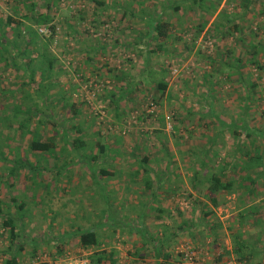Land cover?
Returning <instances> with one entry per match:
<instances>
[{
	"label": "rangeland",
	"instance_id": "374dc122",
	"mask_svg": "<svg viewBox=\"0 0 264 264\" xmlns=\"http://www.w3.org/2000/svg\"><path fill=\"white\" fill-rule=\"evenodd\" d=\"M95 1L103 6L89 0H0V53L8 57L5 63L0 58V95L4 92L0 111L9 114L13 106L40 105L33 93L32 101L23 102L20 99L21 92L31 93L32 88L19 85L27 84L28 80L21 71L10 65L14 55L18 56L17 60L25 59L19 54L26 43L31 45L36 42L34 49L37 51L39 46L46 45L48 56L56 59L52 71L56 84L52 93L59 94V101L67 97L75 104H86L76 119L77 122L83 119L81 134L85 132L87 135L84 134L82 140L85 145L91 139L96 141L94 153H98L101 140L113 146L111 154L106 157L102 155L94 169L105 168L114 174L107 177L109 180L98 175L96 179L93 178L89 172L92 165L79 156L85 155V151L75 152L64 144L59 146L62 148L56 159L34 154L28 147L31 138L27 134L20 136L16 124L0 125V206L14 196L20 200L17 204L22 210L15 217L14 206H2L3 213L10 209L16 224H22V228L16 231L21 238L16 239L14 244H11L8 232L0 228V264H6L16 254L15 264H89L86 257L92 252L85 254L80 250L72 229L97 223V216L93 215H104L103 209L106 208L118 212L120 204L125 207L122 218L131 219L136 213L130 208L139 206L135 205L137 202H149L147 209L163 208L170 212L169 217L162 221L149 220L145 223L149 234H169L180 226L178 220L187 218L191 221L188 232L172 239V263L189 264L180 257L187 250L192 255V264H223L232 260L220 249L224 248L230 231L242 232L235 225L237 221L233 225L231 220L238 218L247 206L238 195L247 193L249 185L238 189L233 187L228 195L221 194L219 200L223 202L204 221L199 212L202 206L193 204V198L202 200L206 207L210 206L202 198V179L216 173L221 167L233 168L232 175L225 176L226 180H232L234 186L237 178L247 180L254 177L250 172L264 171V160H254L252 156L255 154L250 146L252 141L258 140L254 132H264V0H251L247 8H243L244 0H217V5L216 0H203L202 7L207 9L213 5L211 13L200 7L188 11L185 7L188 6L187 0ZM47 4L51 5L46 7ZM30 5H33L32 10H28ZM177 6L180 8L175 10ZM129 9L136 11L130 14ZM37 16H46L47 21L38 22ZM149 16L153 19L160 16L161 21L169 24L167 35L171 40L164 47L166 52L154 54L155 45L147 43L145 17ZM7 17L20 20L22 25L19 29L13 24L4 25ZM202 21H205L204 27L199 32L198 23ZM233 25L238 32L236 30L228 35ZM48 27L54 28L49 42L50 36L38 35L39 29L47 30ZM24 28L37 33L36 40L29 39ZM250 40L258 48L253 57H250L248 50H244L252 43ZM11 41L12 45L8 44ZM134 42L138 46L129 49V43ZM115 43L125 44V49L120 47L113 53L109 46ZM104 46L105 50L102 51L100 48ZM32 48L30 46L28 49L29 57L34 59L35 51ZM92 49L98 51L93 54ZM1 50H7V53ZM87 57H93L92 61H88ZM144 59L148 67L143 63ZM235 60L242 61L241 74L228 77L227 73L233 70L230 66L235 67ZM106 63L108 65L105 67ZM33 76L38 82V71ZM160 80L166 84L163 94L156 89V83ZM251 84H255L253 89H250ZM122 89L125 90L122 92ZM111 94L116 96L113 99L115 105L109 103ZM54 105L57 108L53 110L52 120L57 122L56 127L62 126L61 122L70 114L60 110L61 103L58 101ZM167 116L172 118L169 121L170 129L165 120ZM37 120L38 117H33L31 128ZM75 121H69V125ZM221 123L232 128H225ZM61 129L52 130V126L43 124L39 131L44 137L57 138L61 135ZM233 131L237 132V136ZM73 133L69 135L74 140L81 136ZM246 133L251 136L246 137ZM212 141L214 144H210ZM135 146L141 149L143 156L150 158L149 168L153 173L149 178L155 180L159 176L162 180L166 175L163 181L165 178L172 180L171 186L175 187L179 197L176 195L166 199L165 194L158 192V196L163 198L162 202L150 203L151 192L142 195L143 185L134 182L141 177L133 173L139 168L135 159L137 154L131 152ZM261 149H258L259 153L264 152H260ZM246 152L249 157L244 155ZM41 160L46 164L39 162ZM20 161L23 165L11 174L14 164ZM62 161L70 165L69 170L57 175ZM26 164H40L46 169L33 178ZM195 174H198L196 181L200 184L192 183ZM41 182L49 185L47 190L38 185ZM192 185H195L194 189ZM37 186L40 195L35 202H31L29 195ZM94 188L101 191L102 196H107L112 190V202L104 201L105 198L101 199L103 201L92 198L90 193L96 191ZM160 191L163 192L162 189ZM125 192L131 195H120ZM251 197L259 202L253 206L258 211L263 210L264 179L257 183ZM89 204L93 205L89 207ZM178 211L181 216L177 218ZM18 217L22 218L21 222L17 220ZM124 223L126 227H116L115 231L110 227L99 230L100 239L105 245L102 247L114 251V258L119 264H130L132 261H136V264H155L154 260L146 257L142 260L132 257L138 235L130 221L126 219ZM241 223L243 226L248 222ZM207 224L212 226L210 233L213 238L205 236L203 230ZM22 236L25 238L22 239ZM47 240L49 244L43 242ZM60 242L63 244H59L62 254L57 255L55 246ZM34 245L42 248V252L38 257L31 258V247ZM10 246H13L11 254L5 253ZM19 246H23L22 253L16 252ZM219 255H224L222 262L216 263Z\"/></svg>",
	"mask_w": 264,
	"mask_h": 264
},
{
	"label": "trees",
	"instance_id": "16d2710c",
	"mask_svg": "<svg viewBox=\"0 0 264 264\" xmlns=\"http://www.w3.org/2000/svg\"><path fill=\"white\" fill-rule=\"evenodd\" d=\"M90 2H93L95 4H97V6H103L102 3H99L95 0H89ZM245 6L243 8H247L248 5L250 4L251 0H244ZM188 6H185L187 9H189L188 11H191V9L193 7H197V8H202L204 11H208V13H211L210 11H212L211 9H213V5L210 6V8H204L202 7L203 4V0H187ZM218 4V1L216 0V5ZM51 4H47L46 7H49ZM200 5V6H199ZM180 6L175 7V10H178ZM216 7V6H215ZM29 9H33V5L28 7ZM130 14H132L134 11L136 10H131L129 9ZM142 13V12H141ZM25 18V17H24ZM145 23H146V27H147V43L150 44H154L156 47V51H153L154 54L157 53H161V51L166 52V50H164V47L167 45L168 40H171L170 37L167 35L168 29H169V24L166 23L165 21H161V17H157L155 19H153V17L149 16V17H145ZM37 20L38 22L41 23H45L47 21V17L46 16H37ZM0 23H2V21L0 20ZM4 25H16V29H19V27L22 25L21 21L18 19H15L13 17H7L6 21H4ZM205 21H202L200 23H198V31L201 32ZM234 27L229 28L228 31V35H232L235 33V31L238 29L237 27H235V25H233ZM25 33H27L29 35V39L31 40H36V37L39 35L41 37L40 34L37 35V33H33L32 30H30L29 28H24ZM48 30L50 31V37L47 40V42L51 41L50 39H52L53 37V33H54V28L53 27H48ZM254 35V34H253ZM17 36L20 37V35L18 34ZM144 39V37H143ZM146 39V38H145ZM146 41V40H143ZM252 43L248 44L247 47L244 48V46L242 47V49L244 48V50H248L249 53L251 54L250 57H253L257 52V46L256 44H254V42L252 40H250ZM242 42V40H241ZM245 40H243L242 43H244ZM11 43V44H10ZM33 43V41H32ZM145 43V42H144ZM157 43V44H156ZM8 44L12 45V41L9 42ZM26 47L23 49L22 52H20L21 54H19V57L21 56H25V59H18V56L14 55L12 57L13 62L10 65L13 69L15 70H19L21 71L24 75L25 78L28 80L27 84H19L21 87H31L32 88V92L31 93H24L21 92L20 94V99L24 102L26 100H30L32 101L33 98H31L32 93L35 96V99H37V101H39L40 105L38 104H34L33 107L29 106V105H25L22 106L21 105H17V106H13L12 108H10L11 113L9 114H3L2 111H0V125H2V127H5V125L8 126H12V122L14 124L17 125V131L19 132V135L22 136V134H27V136H29L30 139V143L28 145L29 150L31 152H33L34 154H43V155H48L51 156L53 159H56V155L57 153H59L58 151H61V148L59 146H61L62 144H64L67 147H72V150L75 152H79V151H85V155H79L81 157L85 158V161L89 164L92 165V169L89 171L92 175L93 178H95V176H100V177H104L105 179H107V177H111L112 175H114L111 172H108L105 170V168H101L99 170L94 169L95 166L98 164L97 162L100 160V157L102 155H104V157L108 156L109 154H111L110 151H112V147L109 144H106L103 142V140H101V142L99 143V147H98V153H94V142H96L95 140L91 139L90 143L85 145V143L82 140V137L84 136L85 132L81 134V123L83 122V119H81V121L77 122L78 120H76L81 114V109L84 105L83 103L80 104H75L73 102H70V99L67 97L64 98H59L57 99V95H54L53 90L55 88V84L56 82L52 79L53 76V67L55 65V61L56 59L52 56H48L47 52H46V45H42L39 46V49L37 51V49H34V46H36V42L34 44H28L26 43ZM9 45V46H10ZM38 45V44H37ZM115 45V46H114ZM114 45L109 46L110 50L113 51V53H115L117 50L120 49V47H122L123 49H125V44L121 45L115 43ZM260 45V44H257ZM30 46H33V50L35 52H33L35 54L34 59L29 57V53L30 51L28 50ZM131 48H135L138 46L137 42L134 43H129L128 45ZM113 48V49H112ZM102 49V51L105 50V46L104 48H100ZM2 52L4 51V53H7V50H1ZM91 51L97 52L98 49H92ZM141 55H143L144 53L140 52ZM146 52V56H147ZM231 52H229L230 54ZM112 55V54H111ZM145 56V57H146ZM94 57V56H93ZM93 57H87L88 61H92ZM0 58L1 61L5 63V61L7 62V58L5 55H2L0 53ZM242 61L239 60H235V67L234 66H230L231 70L229 73H227V76H240L241 74V70L240 67L242 66L241 64ZM146 65V67H148V62L144 59V62ZM108 64L106 63L104 66L106 67ZM38 71V76H39V80L38 82H35L34 78V72ZM163 73V71H161ZM116 79H120L119 77H117ZM137 86H139L138 84H136ZM252 85V86H251ZM250 85V89H253L255 87V84H251ZM252 87V88H251ZM156 89L160 91L161 94H163V92L166 90V84L163 82V80H160L156 83ZM125 89H122V92ZM63 94V93H62ZM2 95L4 96V92H1V98H0V102L2 103L3 99H2ZM64 95V94H63ZM116 96L114 94H111L110 97L108 98L109 103L115 105V101L113 99H115ZM59 102L61 103V107L60 110H65L68 111L70 114V117L67 118L66 120L62 121L61 124L62 126H58L61 127V135H59V137L55 138H50V137H44L41 135V131H39V128L41 125L43 124H47L52 126V130L58 128L56 127L58 124L57 122H53L52 117H53V110L55 108H57L54 104L55 102ZM108 103V102H107ZM24 105V104H23ZM59 106V105H58ZM86 111V110H85ZM33 117H38V120L36 122V124L34 125L33 128L30 127V123L33 119ZM117 117V116H115ZM71 120H76L74 122V124L69 125V121ZM170 120H172V118H170ZM53 123V124H52ZM222 126H225V128H232L230 125L226 126L225 124L221 123ZM245 127V126H243ZM73 133V134H80V137L75 138V140L73 138H71L72 136L69 135V133ZM234 135L237 136V132L233 131L232 132ZM255 136L258 140L257 141H252V144L250 146H252L253 151L255 156L253 155L252 157L255 158L254 160L256 161H260L261 159L264 160V152L259 153L258 149L261 147L263 149L260 150L264 151V132H254ZM87 134H85L86 136ZM251 134L250 133H246V137H250ZM260 139V140H259ZM97 146V143H95ZM210 144H214V142H210ZM141 149L138 148V146H135L131 152L133 154H137V157L135 156V159L137 161V164L139 165V168L136 169L133 173L134 175H141L140 179L135 180L134 182L136 183H140L143 185V193L142 195L144 196L146 192H151L150 197V203H154V202H162L161 199H163L162 197L158 196V192H160L161 194H165L166 199H172L173 196L179 197L180 194L177 193V191H175V187H172L171 184L172 180H168L167 178H165V181H163L164 177L166 175H164V177L162 178V180L159 178V176H157V178L155 177V180H151V178H149V176L153 173V170L149 168V161L150 158L147 156H143V154L140 151ZM130 152V153H131ZM80 153V152H79ZM78 153V154H79ZM116 153V152H115ZM114 153V154H115ZM261 154V156L259 155ZM246 157H249V154L246 152L244 154ZM64 158V157H63ZM251 159V158H250ZM39 162H42L44 164H46L45 161L41 160ZM23 162L20 161V163H15L14 164V168L11 169V174H14L16 172V170L18 169L19 166H22ZM26 168L29 169V174L32 175L33 178L37 177L40 175V171H44V167H41L40 164H38L37 166H30V164H26ZM70 165H68L65 161H62L61 165L59 166V172L57 173V175L59 174H64L69 170ZM225 167H221L219 168V170L216 173H211L209 176H206L205 178H203V188H204V192L202 193V198H204L205 200H207V202L209 203L210 206L206 207V204H202V200L200 199H195L193 198V204L195 205H199L201 204L202 208L199 210V212L201 213L200 215H202L200 218L203 219L204 218H209L210 215L213 213L214 209H216L223 201L219 200V197L221 194H230L232 192V188H233V183L228 180H226V176L228 175V168ZM264 171L262 172H250L251 175L253 174L254 177L253 178H247V180H244V183H247L249 185V189H248V195L252 196L254 195V191H255V186L257 185V183L260 181V179H264ZM197 173V172H194ZM119 174V173H118ZM198 174H195L193 176V181L192 183H199L200 182L197 180L196 181V176ZM97 176V177H98ZM168 177V176H167ZM96 179V178H95ZM246 179V178H245ZM109 180V179H107ZM154 183V185H153ZM242 184V183H241ZM41 187H43L44 190H47L49 185L45 184L44 182H41V184H38ZM156 186V187H155ZM242 185H239V187L241 188ZM163 190V192H161V189ZM195 188V185H192V189ZM102 192L104 191V187H102ZM96 189L94 188V191ZM153 190V191H152ZM177 190V189H176ZM91 191L87 192V194H89ZM106 192V191H105ZM40 193V188L39 186L36 187V190H34L33 192L30 193L28 200H30L31 202H35L36 198L39 197ZM182 194V193H181ZM92 198H95L98 201H103L101 200L102 198H105V200H110L113 198L114 196V192L112 190H110L107 193V196H102L101 195V191L99 192L98 190H96L95 192L90 193ZM191 195L189 194V197ZM174 198V197H173ZM191 198V197H190ZM19 199H17L16 197L12 196L8 202L2 206H5L6 208H8L10 205V207H15L16 208V216L17 217L22 211L19 209L20 204L19 203ZM23 201V199H22ZM94 202V201H93ZM95 203V202H94ZM106 203V202H105ZM149 202H145V203H136L135 205H139V206H133L132 208H130V206H128L127 204L125 206H128L130 208V211L136 213L135 216L131 219L128 218H122L121 213H125L124 206H120L122 204L119 205L120 207V212H116L115 210H110V208L107 210L103 209V214H95L93 216H97V223L91 224L88 227L85 228H81L79 226L74 227L72 229L73 231V236L74 238L77 240L78 242V247L80 248V250L82 252H85V254H87L88 252H92L91 255L87 256L86 258L89 260V264H119L117 263L116 259L114 258L115 252L111 251L107 248H103L102 246H105L102 242V239H100V235H99V230H103L105 227L109 228L112 231H115L117 228H122L123 226L126 227L125 223L126 219L127 221H130V223L132 225H134V230L136 231L135 233H137V239H136V243L134 246L135 251L132 254V257L137 258L138 260H142L145 257L148 259H152L155 261V264H178V263H172L170 261V257H171V252H170V244L173 243L172 239L174 240V238L179 237L182 233H186L188 232V227L190 226L191 221H189L187 218L185 219H181L178 220V223H180V226H177L173 232L169 233V234H165L164 232H162V234L155 232V234H149V231L146 228V222L149 220H153V221H162L164 218L166 219L167 217H169L170 212L165 211L163 208H151V209H147L146 205ZM93 205V204H89V207ZM107 205V203H106ZM129 205H131L129 203ZM2 206H0V228H2L4 231L8 232V237L9 240L11 242V244H14L16 239H18L19 237L21 238V236H19V233L16 232L18 230H20L22 228V224L19 223V225L16 224V218H14V216L12 215V212L10 211V209H8V211L4 214L2 211ZM194 209H192L193 211ZM106 211V212H105ZM167 212V213H166ZM257 212V211H256ZM129 214V213H127ZM126 214V217L128 216ZM178 216H181V212L178 211L177 214V218ZM171 217V216H170ZM176 217L173 219V221L176 219ZM238 221L242 222V217H238ZM18 221L21 222L22 218L18 217L17 218ZM165 223V222H163ZM256 225L259 224V222L255 219L254 222ZM157 225H159L157 223ZM163 224H161L162 226ZM108 226V227H107ZM117 227V228H116ZM157 228L160 226H156ZM219 227H221L219 225ZM95 228V229H94ZM204 232H206V237L210 238V237H214L210 231L212 232V226L210 224H207V226H205V229L203 230ZM202 231V232H203ZM188 235H190V232L188 233ZM25 236H22V239H24ZM235 240H237V238H235ZM216 242V240H214ZM45 244H49V240L47 241H43ZM25 243L29 244L28 240H25ZM33 244L32 239L30 240V245ZM63 245L61 242L58 243V246H55V253L57 255H61L62 252V247L61 245ZM237 251L236 252H241V250L244 248V243L242 241L237 240ZM102 247V249H101ZM31 254L30 257L31 258H35L39 256V253L42 252V248L39 249V247H36L35 245L33 247H31ZM13 250V246H10L5 253H9L11 254V251ZM23 251V246H19L17 248V253H22ZM4 252V251H3ZM226 255V253H223ZM51 255V254H50ZM224 255H219L218 257H216L215 262L216 263H221L222 259H223ZM17 257L13 256L11 257V260L7 261L6 264H15V259ZM180 257H183L182 255ZM85 258V259H86ZM161 261V262H160ZM236 261H241V262H245L246 264H248V262L244 261V259L241 258H237ZM136 261H132V263L130 262V264H136Z\"/></svg>",
	"mask_w": 264,
	"mask_h": 264
},
{
	"label": "crops",
	"instance_id": "0c3cea01",
	"mask_svg": "<svg viewBox=\"0 0 264 264\" xmlns=\"http://www.w3.org/2000/svg\"><path fill=\"white\" fill-rule=\"evenodd\" d=\"M227 172L228 174L232 175L233 168L228 169ZM229 180L232 181L231 179ZM239 185H242L241 188H244L243 186L247 185V183H244V178L240 180L237 178V184L235 186L233 184L234 189L240 188ZM120 195L128 196L131 194L125 192L120 193ZM238 197L242 200V203H247V206L242 209V214L239 216L242 217L243 224L246 222L248 223L247 225L241 226L242 223L241 221H238L239 218L232 219V224L234 225L237 221V224L235 225L237 228L239 226L238 229H241L242 232H238V230H236V232L230 231V235H227L228 239L225 242V250L222 247L220 251L226 252L227 258H230L232 260H237V258L242 257L244 261L248 262V264H264V209H260L258 211V208L256 209L253 206L258 204L259 202L257 203L254 199H251L252 197L248 195V191L247 193L245 192L243 195L241 193L240 196L238 195ZM262 203L264 202H261V205ZM255 219L259 222V224L256 225L255 223H253ZM233 225L231 227H233ZM244 226L246 227L244 228ZM235 238H237L238 242L242 241L244 243V248L239 253L236 252L238 250V245L237 240H235ZM211 244L209 243V245ZM218 247L220 248V245H218Z\"/></svg>",
	"mask_w": 264,
	"mask_h": 264
},
{
	"label": "built area",
	"instance_id": "2783aa9c",
	"mask_svg": "<svg viewBox=\"0 0 264 264\" xmlns=\"http://www.w3.org/2000/svg\"><path fill=\"white\" fill-rule=\"evenodd\" d=\"M38 33L40 35H42V36H48V37L50 36V31L48 29L47 30L46 29H39ZM165 120H166V123H167V128L170 129V123H169L170 117L167 116L165 118ZM189 253H190L189 250L183 252V254H184V255H182L183 256V260L184 261H189L190 262L189 264H192L191 262H193L192 261L193 258H192V255H189ZM223 264H246V263L245 262H241V261H236V260H228V261L224 262Z\"/></svg>",
	"mask_w": 264,
	"mask_h": 264
}]
</instances>
